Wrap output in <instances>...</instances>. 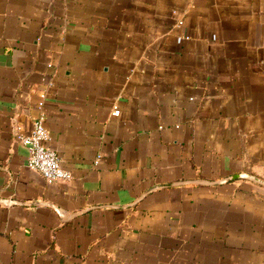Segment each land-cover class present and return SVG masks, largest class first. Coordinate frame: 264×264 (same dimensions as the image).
<instances>
[{
    "label": "crops",
    "instance_id": "obj_1",
    "mask_svg": "<svg viewBox=\"0 0 264 264\" xmlns=\"http://www.w3.org/2000/svg\"><path fill=\"white\" fill-rule=\"evenodd\" d=\"M42 99L67 182L13 133ZM237 175L264 181V0H0V264H264Z\"/></svg>",
    "mask_w": 264,
    "mask_h": 264
},
{
    "label": "built area",
    "instance_id": "obj_2",
    "mask_svg": "<svg viewBox=\"0 0 264 264\" xmlns=\"http://www.w3.org/2000/svg\"><path fill=\"white\" fill-rule=\"evenodd\" d=\"M37 112L28 135L22 133L20 128L13 127L15 139L27 150L26 166L48 182L70 181L72 179L70 172L63 168L57 154L46 145L48 133L43 99L37 104ZM118 115L119 111L113 112V116Z\"/></svg>",
    "mask_w": 264,
    "mask_h": 264
},
{
    "label": "water",
    "instance_id": "obj_3",
    "mask_svg": "<svg viewBox=\"0 0 264 264\" xmlns=\"http://www.w3.org/2000/svg\"><path fill=\"white\" fill-rule=\"evenodd\" d=\"M240 178H246V179H249L253 182H255L256 184H259L261 186L264 187V181L263 180H260L256 177H253V176H241V175H237V176H233V177H230L229 179H240ZM190 184V183H193V184H199L201 182L199 181H188V182H183V184ZM178 185H181V183H175V184H171V185H167V186H157L155 188H152L151 190L147 191L142 197H144L145 195H147L149 192L153 191V190H156V189H160V188H167V187H170V186H178ZM7 200H0V203H6ZM31 205H37V204H31ZM62 220V218H61ZM63 221V220H62Z\"/></svg>",
    "mask_w": 264,
    "mask_h": 264
}]
</instances>
